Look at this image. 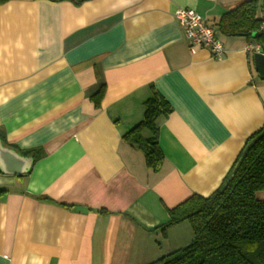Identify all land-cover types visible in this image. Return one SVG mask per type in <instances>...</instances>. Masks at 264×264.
<instances>
[{"label": "crops", "instance_id": "1", "mask_svg": "<svg viewBox=\"0 0 264 264\" xmlns=\"http://www.w3.org/2000/svg\"><path fill=\"white\" fill-rule=\"evenodd\" d=\"M242 1L0 4L3 145L40 153L26 174L0 171V264H153L192 240L188 222L162 232L167 211L218 189L264 126L251 42L217 31ZM179 8L214 27L222 59L204 48L190 54L174 18ZM152 89L172 109L157 121L158 172L123 140L142 121Z\"/></svg>", "mask_w": 264, "mask_h": 264}, {"label": "trees", "instance_id": "2", "mask_svg": "<svg viewBox=\"0 0 264 264\" xmlns=\"http://www.w3.org/2000/svg\"><path fill=\"white\" fill-rule=\"evenodd\" d=\"M7 0H0V4ZM80 3L84 0H72ZM258 0H244L225 12L217 23L222 36H241L253 43H264L257 16ZM257 35V36H256ZM103 94V86L91 99L95 108ZM172 111L168 102L155 90L144 103L143 119L123 136V140L138 148L145 166L158 172L163 153L158 143L159 118ZM264 130V126L246 139L221 185L207 197L193 194L168 212L165 231L188 222L192 240L161 257L153 264H264V137L242 156L246 145ZM147 137H143V133ZM2 132L0 140L3 143ZM4 144V143H3ZM13 148V147H12ZM33 160L40 153H22Z\"/></svg>", "mask_w": 264, "mask_h": 264}, {"label": "built area", "instance_id": "3", "mask_svg": "<svg viewBox=\"0 0 264 264\" xmlns=\"http://www.w3.org/2000/svg\"><path fill=\"white\" fill-rule=\"evenodd\" d=\"M258 17L261 19L259 30L264 33V14ZM174 18L183 30L190 54H194L197 49L204 48L209 51L212 59L223 58L226 52L217 32L200 14L191 9L179 8L174 12ZM246 51L264 55V43L248 44Z\"/></svg>", "mask_w": 264, "mask_h": 264}, {"label": "water", "instance_id": "4", "mask_svg": "<svg viewBox=\"0 0 264 264\" xmlns=\"http://www.w3.org/2000/svg\"><path fill=\"white\" fill-rule=\"evenodd\" d=\"M252 62L258 78L264 80V55L261 53H253ZM262 137H264V130L246 145L242 156ZM32 162V157L22 156L16 153L14 150L5 147L0 140V171L2 173L10 175L26 174L30 171Z\"/></svg>", "mask_w": 264, "mask_h": 264}, {"label": "rangeland", "instance_id": "5", "mask_svg": "<svg viewBox=\"0 0 264 264\" xmlns=\"http://www.w3.org/2000/svg\"><path fill=\"white\" fill-rule=\"evenodd\" d=\"M261 197H264V194H260Z\"/></svg>", "mask_w": 264, "mask_h": 264}]
</instances>
